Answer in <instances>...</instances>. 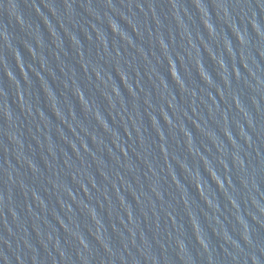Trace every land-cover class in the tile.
<instances>
[{
  "label": "water",
  "instance_id": "water-1",
  "mask_svg": "<svg viewBox=\"0 0 264 264\" xmlns=\"http://www.w3.org/2000/svg\"><path fill=\"white\" fill-rule=\"evenodd\" d=\"M192 264H264V0H214L210 130Z\"/></svg>",
  "mask_w": 264,
  "mask_h": 264
}]
</instances>
